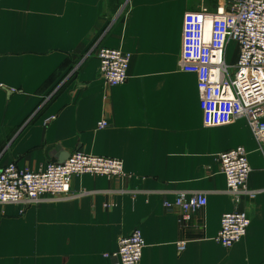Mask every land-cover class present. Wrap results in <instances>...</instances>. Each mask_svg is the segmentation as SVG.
<instances>
[{
    "label": "crops",
    "instance_id": "obj_1",
    "mask_svg": "<svg viewBox=\"0 0 264 264\" xmlns=\"http://www.w3.org/2000/svg\"><path fill=\"white\" fill-rule=\"evenodd\" d=\"M191 10V0H0V171L80 151L119 159L125 173L74 176L61 198L0 205V264H111L105 254L136 228L140 264H264V153L244 120L203 126L196 77L180 69ZM99 47L130 55L124 84L98 76ZM237 147L257 194L240 200L250 225L226 249L215 237L236 206L217 157ZM180 192L207 199L185 222L163 207Z\"/></svg>",
    "mask_w": 264,
    "mask_h": 264
},
{
    "label": "built area",
    "instance_id": "obj_2",
    "mask_svg": "<svg viewBox=\"0 0 264 264\" xmlns=\"http://www.w3.org/2000/svg\"><path fill=\"white\" fill-rule=\"evenodd\" d=\"M234 44L235 62L228 65L227 50ZM98 76L109 87L124 84L128 78L130 55L120 49L99 47ZM180 69L196 77L202 124L206 128L227 126L244 120L264 153V0H199L195 10L182 19ZM54 117L46 120L50 122ZM106 121L98 128L107 127ZM225 179L226 194L236 206L221 216L215 241L231 248L246 234L247 214L237 209L242 198L253 199L257 192L247 187L251 168L243 147L227 150L217 157ZM123 162L76 151L60 162H49L42 170H20L11 163L0 171V205H35L44 197L68 194L74 176H124ZM207 205L202 193H178L165 209L177 208L182 220ZM178 253L185 242L176 244ZM145 242L139 229L117 241L116 251L105 254L111 264H140Z\"/></svg>",
    "mask_w": 264,
    "mask_h": 264
},
{
    "label": "rangeland",
    "instance_id": "obj_3",
    "mask_svg": "<svg viewBox=\"0 0 264 264\" xmlns=\"http://www.w3.org/2000/svg\"><path fill=\"white\" fill-rule=\"evenodd\" d=\"M192 2V10H195L197 9L198 7V3H199V0H191ZM234 44H230L229 45V48L227 50V58H226V61H227V64L230 65V64H233L235 62V57L233 58V50H234Z\"/></svg>",
    "mask_w": 264,
    "mask_h": 264
}]
</instances>
